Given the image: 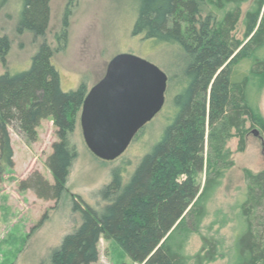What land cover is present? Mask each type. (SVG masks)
Listing matches in <instances>:
<instances>
[{
    "label": "trees",
    "instance_id": "16d2710c",
    "mask_svg": "<svg viewBox=\"0 0 264 264\" xmlns=\"http://www.w3.org/2000/svg\"><path fill=\"white\" fill-rule=\"evenodd\" d=\"M244 1L139 0L134 35L178 46L187 58L178 79L180 90L172 101L176 113L173 111L172 123L128 184H123L120 170L113 173L111 183L101 192L108 201L101 213L73 196V212L81 216L82 224L65 236L51 256V264H97L103 239L122 243L134 264H211L220 257L219 242L208 237H202V248L195 256L188 258L183 252L191 236L200 233L208 203L224 173L234 166L228 142L239 138V152H243L247 120L263 127L251 98L259 97L264 88V59L256 57L264 47V13L245 46L232 37L241 17L239 6L220 20L214 16L227 5ZM22 3L18 34L44 37L51 19L50 0ZM209 6L213 9L207 14ZM70 8L71 4L56 35V49L44 42L30 70L0 77V182L6 168L15 167L11 132L31 145L38 141L41 123L51 120L57 141L47 167L54 183L35 171L21 181L20 189L56 203L66 191L77 157L70 135L88 95L85 83L63 92L53 63L55 53L66 51L69 44ZM263 8L264 0H260L257 11L247 15L246 38L253 35ZM10 50L9 39L0 37L4 67ZM240 56H246L251 65L243 77L238 73ZM204 172L202 187L198 177ZM246 180L247 195L240 207L244 228L236 240L235 264H264V171H246ZM47 218L44 215L39 225Z\"/></svg>",
    "mask_w": 264,
    "mask_h": 264
},
{
    "label": "rangeland",
    "instance_id": "374dc122",
    "mask_svg": "<svg viewBox=\"0 0 264 264\" xmlns=\"http://www.w3.org/2000/svg\"><path fill=\"white\" fill-rule=\"evenodd\" d=\"M259 1L235 2L223 11L214 12L216 19L220 20L229 11L240 7V21L232 37L243 46L250 42L263 18L264 8L253 35L246 38L247 15L257 11ZM70 4L69 44L66 51L55 53L53 59L61 76L62 91L69 93L85 83L89 93L105 77L107 67L115 57L133 55L155 65L168 76L166 103L160 114L136 136L126 153L113 162L98 159L88 149L80 124V112L75 130L70 135L77 157L70 170L66 191L58 203L41 200L32 191L20 189L21 181L35 171L54 183L47 167L52 144L57 141L50 120L44 122L38 141L31 145L18 140L12 131L15 167L6 168L0 182V264H51V256L65 236L73 234L82 224L81 216L73 212V196L80 197L89 207L101 213L108 205L101 192L111 183L113 173L120 170L123 184H128L142 159L151 153L172 123L173 111L176 113L172 101L180 90L178 79L187 58L178 46L134 35L139 0H50L49 29L44 37L39 38L31 32L18 34L22 0H0V37H7L11 42L7 67L0 58V77L7 72L17 75L30 70L32 60L44 42L56 49V35L62 30L64 15ZM212 9V6L207 7L206 13ZM207 14L203 17L206 18ZM256 57L264 59V47L256 52ZM239 58L238 73L243 77L248 74L251 65L246 56ZM251 99L252 104L258 107L263 127L247 120L243 152H239V138L228 142L227 150L231 152L234 166L224 173L219 188L208 203V215L200 233L191 236L185 244L183 253L188 258L199 253L202 237H208L219 242L220 257L211 264L236 262V240L244 228L240 207L247 195L246 171L253 174L264 171V88L259 97ZM205 180L206 172L198 177V183L203 187ZM46 214L48 218L40 226ZM99 254L97 264H134L122 243L116 241L101 240Z\"/></svg>",
    "mask_w": 264,
    "mask_h": 264
},
{
    "label": "water",
    "instance_id": "95a60500",
    "mask_svg": "<svg viewBox=\"0 0 264 264\" xmlns=\"http://www.w3.org/2000/svg\"><path fill=\"white\" fill-rule=\"evenodd\" d=\"M168 76L133 55H119L83 104L80 124L88 149L98 159L121 158L136 136L163 110Z\"/></svg>",
    "mask_w": 264,
    "mask_h": 264
},
{
    "label": "crops",
    "instance_id": "0c3cea01",
    "mask_svg": "<svg viewBox=\"0 0 264 264\" xmlns=\"http://www.w3.org/2000/svg\"><path fill=\"white\" fill-rule=\"evenodd\" d=\"M44 122L45 121H43L42 123H41V125H40V127L37 129V132H38V138H39V134H40V128H41V126L44 124ZM50 125L52 126V130H54L55 128H54V124H53V122L50 120ZM12 133V132H11ZM16 138L19 140L20 138L16 135ZM11 141H12V146L14 145V139H13V136H12V134H11ZM56 142V141H55ZM55 142H53V144L55 143ZM52 144V145H53ZM13 150H14V147H13ZM14 156H15V152H14ZM14 159H15V157H14ZM26 180V179H25Z\"/></svg>",
    "mask_w": 264,
    "mask_h": 264
}]
</instances>
